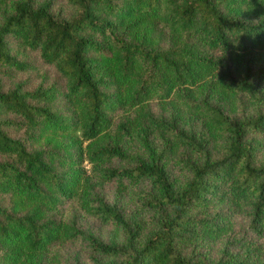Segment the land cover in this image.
<instances>
[{"label": "trees", "instance_id": "1", "mask_svg": "<svg viewBox=\"0 0 264 264\" xmlns=\"http://www.w3.org/2000/svg\"><path fill=\"white\" fill-rule=\"evenodd\" d=\"M77 238L100 264H264V0H0L2 258Z\"/></svg>", "mask_w": 264, "mask_h": 264}, {"label": "rangeland", "instance_id": "2", "mask_svg": "<svg viewBox=\"0 0 264 264\" xmlns=\"http://www.w3.org/2000/svg\"><path fill=\"white\" fill-rule=\"evenodd\" d=\"M32 57V56H31ZM83 167L88 164L83 161ZM123 190V191H122ZM104 194L112 195L117 200H124L126 190L120 187L117 181H111L104 184L101 188ZM115 194V195H114ZM62 218L73 217L76 224L85 232H92L102 239H120L121 235L115 227L107 223H102L97 219L84 213L74 202L67 201L62 203L58 212ZM44 251L43 264H100L99 261H105L108 257L93 252L81 239L54 241L47 245ZM0 264H6L0 251Z\"/></svg>", "mask_w": 264, "mask_h": 264}]
</instances>
